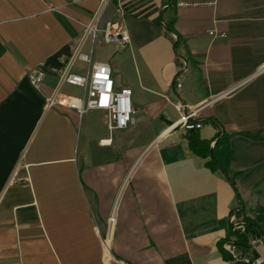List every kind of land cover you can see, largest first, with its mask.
<instances>
[{
  "label": "crops",
  "instance_id": "1",
  "mask_svg": "<svg viewBox=\"0 0 264 264\" xmlns=\"http://www.w3.org/2000/svg\"><path fill=\"white\" fill-rule=\"evenodd\" d=\"M178 1L110 0L99 27L119 22L126 43L93 59L100 31L81 47L131 91L134 118L110 131L101 110L46 105L69 58L52 56L72 53L99 0H0V264H230L220 246L239 230L237 202L264 194V139L243 135L264 138V0ZM73 87L58 90L81 97ZM199 106L201 127L184 132L183 109Z\"/></svg>",
  "mask_w": 264,
  "mask_h": 264
},
{
  "label": "built area",
  "instance_id": "2",
  "mask_svg": "<svg viewBox=\"0 0 264 264\" xmlns=\"http://www.w3.org/2000/svg\"><path fill=\"white\" fill-rule=\"evenodd\" d=\"M70 1L75 3L79 0ZM109 2L110 0H99L98 6L92 14L90 21L83 26L82 35L70 54L59 77L57 89L46 98V105L65 106L75 110L79 114H83L88 110H101L104 112L105 125L110 131H113L125 129L131 121L132 114L135 112L131 102V91L126 88L116 90L111 75V68L107 64L91 63V56L81 52V47L84 42L90 39L93 45L100 31L102 32V40L104 43H126V31L119 22L107 21L102 30L99 27L101 17ZM215 4L216 0H198L193 2L181 0L177 2L178 6H214ZM210 34L214 37L217 35L222 38L226 37L224 33L218 34L215 30L210 31ZM75 60H81L88 64V70L85 74L81 75L72 70ZM44 76L45 71L42 68L34 67L28 73V81L34 89L38 90ZM62 83L82 88V96L73 97L61 94L58 89ZM177 87H180V84H178ZM200 108V106L190 108L185 113H182L177 124L184 132L196 130L201 127V123L193 120L197 116ZM231 220L232 222L235 221V217H232ZM108 221L109 229H111L114 223V216H110ZM262 244L264 243H262L261 239L256 237L249 240V247L245 251H242L232 241L225 242L223 248L229 256H231L232 261L245 262L248 264H264V257L259 255L255 256L258 247ZM120 264L129 263L120 262Z\"/></svg>",
  "mask_w": 264,
  "mask_h": 264
},
{
  "label": "trees",
  "instance_id": "3",
  "mask_svg": "<svg viewBox=\"0 0 264 264\" xmlns=\"http://www.w3.org/2000/svg\"><path fill=\"white\" fill-rule=\"evenodd\" d=\"M194 130L189 131L192 133ZM246 137L252 138L254 140H262V136L260 134H249L244 133L243 134ZM189 147L193 153L196 155L201 156L202 158H206L205 165L211 169V170H221L225 177L228 178L230 181H232V178L230 176V171L227 169L222 168V166L219 165L217 160L214 158L213 154L210 152V142L211 140H202L200 139L197 134H191L189 137ZM220 143V141H219ZM230 162V152H227L226 158H225V165H228ZM240 203V200H239ZM241 206V207H240ZM240 206L237 207L236 211V219L245 222L242 226L241 230L235 231V239L232 241L235 245H237L242 251H245L249 247V240L256 237H262L264 238V206H258L254 208V217H248L244 215V208H242V205L240 203ZM253 231V232H252ZM221 252L223 257L229 261L230 264H248L245 262H235L232 261L231 256L225 251L223 246H220ZM255 256H258L257 253H255Z\"/></svg>",
  "mask_w": 264,
  "mask_h": 264
},
{
  "label": "rangeland",
  "instance_id": "4",
  "mask_svg": "<svg viewBox=\"0 0 264 264\" xmlns=\"http://www.w3.org/2000/svg\"><path fill=\"white\" fill-rule=\"evenodd\" d=\"M103 46H107L105 43L103 44H97L95 43L94 44V48H93V59L99 57L100 55H102L104 53V49ZM110 46H112V44H110ZM81 61L79 60H75L74 62V70H76L78 67H79V71L81 73H85L87 71V67L88 65L86 63H79ZM73 89L75 90L74 94L77 95V96H82L83 94V90L82 88L80 87H73ZM132 118H134V115L132 114ZM132 135H130V138H131ZM135 142L138 143V141H140L141 139H143L144 135H139L138 132L135 131ZM261 189H264V183H262V186H261ZM248 199L249 201H247L246 203H244L245 205V208L247 209H244V215L245 216H248V217H251L253 218L254 217V212L252 209L256 204H259L258 206H261V205H264V194L262 193H258V192H252L251 194L248 195ZM239 203V202H237ZM240 205V203H239ZM258 206H255L254 208L258 207ZM238 209V208H237ZM233 217H236V216H233ZM236 226H243V225H236Z\"/></svg>",
  "mask_w": 264,
  "mask_h": 264
},
{
  "label": "water",
  "instance_id": "5",
  "mask_svg": "<svg viewBox=\"0 0 264 264\" xmlns=\"http://www.w3.org/2000/svg\"><path fill=\"white\" fill-rule=\"evenodd\" d=\"M70 54H71V51H70V48H69V46H64L63 48H61L58 52H56L53 56H52V58H51V61L53 62V63H56L57 62V60L61 57V56H70ZM187 111V109H183V112L185 113ZM194 121H195V119H193ZM240 206V205H239ZM241 207V206H240ZM244 223L245 222H238L237 223V225L239 224V225H244ZM238 229L239 230H241L242 229V226H239L238 227ZM253 232V231H252ZM260 239H261V241H262V243H264V238H262V237H260Z\"/></svg>",
  "mask_w": 264,
  "mask_h": 264
}]
</instances>
